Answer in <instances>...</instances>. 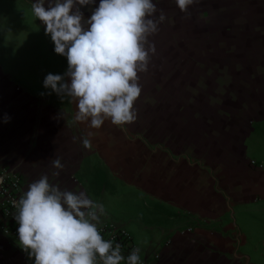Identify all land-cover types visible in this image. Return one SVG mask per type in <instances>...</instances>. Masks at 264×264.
<instances>
[{
    "label": "crops",
    "instance_id": "0c3cea01",
    "mask_svg": "<svg viewBox=\"0 0 264 264\" xmlns=\"http://www.w3.org/2000/svg\"><path fill=\"white\" fill-rule=\"evenodd\" d=\"M8 79L0 72V164L22 177L24 191L42 175L61 190L84 191L74 175L86 169L102 195L115 192L114 184L131 189L124 197L138 206L133 202L128 224L112 218L107 204L102 220L143 241L147 264H264V218L248 219L263 232L247 242L231 213L264 207V168L244 156L252 124L264 123V104L236 105L243 114L237 120L175 121L172 130L133 137L109 120L92 129L67 118L76 110L71 103L66 110L37 106ZM85 137L90 149L82 146ZM55 158L62 169L53 167ZM0 264L33 263L0 237Z\"/></svg>",
    "mask_w": 264,
    "mask_h": 264
},
{
    "label": "rangeland",
    "instance_id": "374dc122",
    "mask_svg": "<svg viewBox=\"0 0 264 264\" xmlns=\"http://www.w3.org/2000/svg\"><path fill=\"white\" fill-rule=\"evenodd\" d=\"M35 2L0 0V72L37 106L66 110L69 98L62 101L43 86L47 74L64 76L68 65L65 56L55 53L45 25L31 14ZM99 2L80 6L85 20ZM48 3L45 0L46 8ZM153 3L158 10L155 15L162 10L166 20L149 37L155 52L150 53L147 71L138 74L142 91L134 104L136 119L126 124L125 131L138 137L145 130L147 135L172 130L175 121L237 120L243 114L235 112L236 105L249 110L244 104H264V0H194L186 12L180 11L175 0ZM65 82L70 79L65 77ZM76 111H70L67 118L74 119ZM251 127L255 131L245 141L244 156L264 168V123L261 129L257 123ZM74 178L91 199L111 206L112 218L128 224L127 217L136 204L124 197L130 188L125 193L121 185L114 184L115 192L102 195L96 177L86 169H80ZM119 195L123 196L116 200ZM231 213L246 238L263 232L258 225L248 224V219L263 220L261 204L233 207ZM132 235L139 248L144 242ZM28 259L34 264L29 254Z\"/></svg>",
    "mask_w": 264,
    "mask_h": 264
},
{
    "label": "clouds",
    "instance_id": "9594fccd",
    "mask_svg": "<svg viewBox=\"0 0 264 264\" xmlns=\"http://www.w3.org/2000/svg\"><path fill=\"white\" fill-rule=\"evenodd\" d=\"M94 0H36L31 14L45 25L57 55L67 59L64 76L49 73L43 86L75 103V121L99 129L106 120L115 126L136 119L134 104L141 95L139 73L146 72L155 46L149 37L166 20L158 17L153 0H100L90 18L84 19L80 6ZM186 12L194 0H175ZM65 77L70 79L65 82ZM43 95V93H42ZM87 133V137L92 136ZM82 146L91 148L90 139ZM75 140V138H74ZM62 169L59 158L52 160ZM53 175L58 176L59 172ZM19 244L34 264H140V249L125 258L120 243L105 239L99 228L105 214L102 203L85 191L61 190L47 175L30 183L14 200Z\"/></svg>",
    "mask_w": 264,
    "mask_h": 264
},
{
    "label": "built area",
    "instance_id": "2783aa9c",
    "mask_svg": "<svg viewBox=\"0 0 264 264\" xmlns=\"http://www.w3.org/2000/svg\"><path fill=\"white\" fill-rule=\"evenodd\" d=\"M24 192L22 177L15 170L0 164V237L3 238L9 246L21 252L24 258H28V253L25 252L19 244L17 231L19 225L14 219L16 209L12 203L14 200L18 201ZM102 219L103 216H101L100 223L98 224L102 236L105 239H114V244L120 243L122 246V255H124L125 258L130 254L133 248H138L133 244L130 235L124 229L120 228L109 219ZM140 256V264H147L141 249ZM155 256L156 255H153L152 257L155 258Z\"/></svg>",
    "mask_w": 264,
    "mask_h": 264
}]
</instances>
